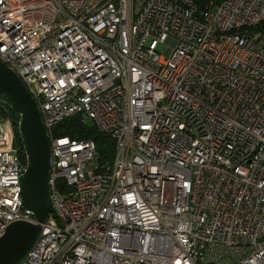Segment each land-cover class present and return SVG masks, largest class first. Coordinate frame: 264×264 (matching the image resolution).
<instances>
[{"label": "built area", "instance_id": "2783aa9c", "mask_svg": "<svg viewBox=\"0 0 264 264\" xmlns=\"http://www.w3.org/2000/svg\"><path fill=\"white\" fill-rule=\"evenodd\" d=\"M0 61L39 109L59 220L17 264H264V0H0ZM74 115L111 157L55 133ZM11 126L0 233L33 220Z\"/></svg>", "mask_w": 264, "mask_h": 264}, {"label": "water", "instance_id": "95a60500", "mask_svg": "<svg viewBox=\"0 0 264 264\" xmlns=\"http://www.w3.org/2000/svg\"><path fill=\"white\" fill-rule=\"evenodd\" d=\"M0 105L16 127L25 155L20 210L32 221L11 222L0 233V264H17L36 241L49 213L58 220L49 192V139L37 104L20 78L0 61Z\"/></svg>", "mask_w": 264, "mask_h": 264}, {"label": "trees", "instance_id": "16d2710c", "mask_svg": "<svg viewBox=\"0 0 264 264\" xmlns=\"http://www.w3.org/2000/svg\"><path fill=\"white\" fill-rule=\"evenodd\" d=\"M209 0H193L199 8H203ZM216 3L221 0H213ZM3 98L2 96H0ZM8 117L0 105V118ZM14 142L19 147L20 153L24 156L21 140L17 129L13 126ZM57 135H68L76 139H91L95 142L101 160L111 157L114 149V141L105 133L99 131L94 124L82 123L79 116L74 115L60 123L56 129Z\"/></svg>", "mask_w": 264, "mask_h": 264}, {"label": "rangeland", "instance_id": "374dc122", "mask_svg": "<svg viewBox=\"0 0 264 264\" xmlns=\"http://www.w3.org/2000/svg\"><path fill=\"white\" fill-rule=\"evenodd\" d=\"M164 48L165 46L162 44V45H159L157 47V51L162 53L164 51ZM84 120L88 123V124H91V120L88 119V118H84ZM11 129H12V133H13V139H14V131H13V125L11 126ZM64 193V191H62Z\"/></svg>", "mask_w": 264, "mask_h": 264}]
</instances>
